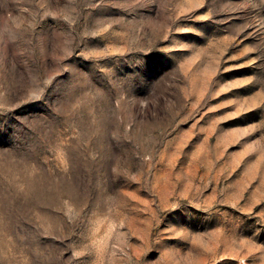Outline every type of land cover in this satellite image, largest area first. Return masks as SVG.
Listing matches in <instances>:
<instances>
[{"label": "rangeland", "instance_id": "rangeland-1", "mask_svg": "<svg viewBox=\"0 0 264 264\" xmlns=\"http://www.w3.org/2000/svg\"><path fill=\"white\" fill-rule=\"evenodd\" d=\"M0 264H264V0H0Z\"/></svg>", "mask_w": 264, "mask_h": 264}]
</instances>
